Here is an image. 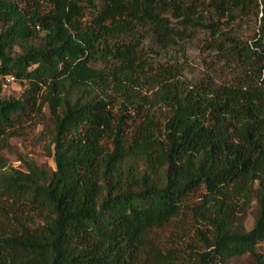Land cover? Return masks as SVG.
Masks as SVG:
<instances>
[{
  "label": "trees",
  "instance_id": "16d2710c",
  "mask_svg": "<svg viewBox=\"0 0 264 264\" xmlns=\"http://www.w3.org/2000/svg\"><path fill=\"white\" fill-rule=\"evenodd\" d=\"M211 10L227 79L148 62L147 38L165 52ZM251 13L252 37L223 29ZM7 77L26 82L21 98L4 96ZM46 107L54 172L8 168L9 140ZM247 253L264 264V0H0V264H227Z\"/></svg>",
  "mask_w": 264,
  "mask_h": 264
},
{
  "label": "rangeland",
  "instance_id": "374dc122",
  "mask_svg": "<svg viewBox=\"0 0 264 264\" xmlns=\"http://www.w3.org/2000/svg\"><path fill=\"white\" fill-rule=\"evenodd\" d=\"M211 13L213 15L212 10L208 13L205 26L192 33L193 37H188L186 41H180L172 48L165 50V52L157 53L154 51L155 43H153L151 38H147L145 42L146 48L143 53L148 62L153 67H157L154 64L185 60L187 66L185 74L190 79H199L205 74H212L219 81L227 79L231 73L228 72L224 62L219 59V53L213 44L214 38L209 28V15ZM237 16L239 18H237L234 25L224 24L223 29L245 38L252 37L258 31V17L261 14L258 17L256 13H251L249 16L237 14ZM213 19H217L216 15H213ZM173 23L179 24L177 21H173ZM26 85V82L19 80L9 82L5 85L4 96L7 98H21ZM53 129L54 122L48 107L45 108L44 117H31L28 121L22 122L20 127L21 134L11 138L7 145L8 168L14 167L25 170L24 161H33L39 167L46 169L48 175L51 176L56 168L49 150ZM258 211V203L254 200L244 215L243 227L246 231L253 227ZM171 228H174V225H170L164 231H161L163 238L169 236ZM227 264H257V261L252 255L247 253L231 258Z\"/></svg>",
  "mask_w": 264,
  "mask_h": 264
},
{
  "label": "built area",
  "instance_id": "2783aa9c",
  "mask_svg": "<svg viewBox=\"0 0 264 264\" xmlns=\"http://www.w3.org/2000/svg\"><path fill=\"white\" fill-rule=\"evenodd\" d=\"M12 81H15L14 77H7L6 83H9V82H12Z\"/></svg>",
  "mask_w": 264,
  "mask_h": 264
}]
</instances>
